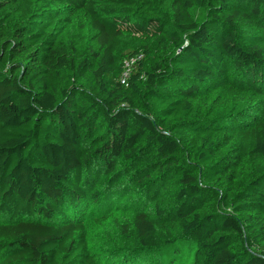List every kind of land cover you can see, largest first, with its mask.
Here are the masks:
<instances>
[{
	"label": "trees",
	"instance_id": "obj_1",
	"mask_svg": "<svg viewBox=\"0 0 264 264\" xmlns=\"http://www.w3.org/2000/svg\"><path fill=\"white\" fill-rule=\"evenodd\" d=\"M183 240L264 264V0H0V264H188Z\"/></svg>",
	"mask_w": 264,
	"mask_h": 264
},
{
	"label": "rangeland",
	"instance_id": "obj_2",
	"mask_svg": "<svg viewBox=\"0 0 264 264\" xmlns=\"http://www.w3.org/2000/svg\"><path fill=\"white\" fill-rule=\"evenodd\" d=\"M191 12L197 20H200L202 18L201 11L199 9L194 8L191 10ZM135 37L138 40L139 39L145 40V38L143 36L138 35V34ZM143 56L144 55L141 54L140 58ZM129 164L132 165L131 163H129ZM132 166H133L132 168H134V165H132ZM132 168L127 169V170L124 169L125 170L124 172L125 173L128 171L131 172ZM110 178L111 177H106L102 181L101 186L103 187L104 184L107 183V185H108L109 183H111V181H113V179H110ZM124 185H125V183L115 182L113 184L111 183L109 188L111 190L117 191V190L123 188ZM141 194H145V196H146V192L144 190H141ZM150 196L151 195L148 196V200H150L149 199ZM141 198H142L141 203L142 202L144 203V198L143 197H141ZM119 203L122 204L120 202V200H119ZM127 210H130V209H127ZM146 210L152 211V209H150V207H147ZM120 217L123 218L124 216L121 215ZM88 227H89V238H90V242H91L92 247L96 250H100L101 252L111 253L114 249H118L121 246H125L127 240L132 242L130 237L128 238L127 236H123L122 234H120L118 225L113 220H108L103 226H101L99 228H95L92 225H89ZM129 235L131 236L130 233H129ZM128 245H130V244H128ZM173 245L179 249V251H177L176 254H178V255L182 254L183 256H187L189 258L188 264H191V260H192L193 254H194V248H192L191 242L183 240V241H179L177 244H173ZM154 255L158 256L159 252L155 251ZM180 258H179V260H180Z\"/></svg>",
	"mask_w": 264,
	"mask_h": 264
},
{
	"label": "built area",
	"instance_id": "obj_3",
	"mask_svg": "<svg viewBox=\"0 0 264 264\" xmlns=\"http://www.w3.org/2000/svg\"><path fill=\"white\" fill-rule=\"evenodd\" d=\"M140 56H141V55H139V56H137V57H132V58H130L129 60H126V61L124 62V67H125V69H126L125 73L123 74L124 76H126L127 72H128L129 69H130V66H131L136 60L140 59Z\"/></svg>",
	"mask_w": 264,
	"mask_h": 264
}]
</instances>
